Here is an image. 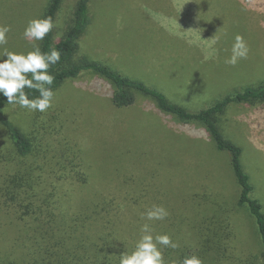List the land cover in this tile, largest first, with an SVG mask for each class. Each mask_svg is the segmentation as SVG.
<instances>
[{
    "label": "rangeland",
    "instance_id": "374dc122",
    "mask_svg": "<svg viewBox=\"0 0 264 264\" xmlns=\"http://www.w3.org/2000/svg\"><path fill=\"white\" fill-rule=\"evenodd\" d=\"M45 1L0 0V24L11 26L4 48L17 53L30 49L32 44L23 31L31 18L41 16ZM76 1L64 0L56 37L70 22ZM90 13L92 24L81 38L80 57L143 80L192 111L264 81V0H91ZM237 34L244 37L249 54L232 66L225 59L231 55ZM216 36L218 42H214ZM110 91L105 79L88 72L54 91L53 106L46 112L8 107V116L17 124L25 127L33 121L35 130L44 134L40 137L43 146L38 141L34 155L19 160L0 124V187L18 164L45 168L39 158L42 154L53 150L78 154L81 148L93 179L85 187L78 186L68 173L78 165V158L70 159L67 168L61 166L64 178L55 183L47 169L36 173L39 190L57 215L100 200L101 207L114 210L115 239L133 244L141 224L147 222L141 214L153 204L163 205L168 217L148 223L154 234L167 233L181 244L190 233L186 199L189 206L191 194L203 192L206 186L223 190V180L231 172L227 174L225 156L218 155L228 153L210 148L202 127L157 112L147 98L140 99L130 112L116 110L107 99ZM220 125L245 148L243 162L257 182L255 196L264 205V103L233 105L220 117ZM229 185L228 193L233 194L236 186L231 180ZM50 193L54 194L51 198ZM19 216L0 193V250L9 249L23 235L25 221ZM250 240L238 250L256 252V241Z\"/></svg>",
    "mask_w": 264,
    "mask_h": 264
},
{
    "label": "trees",
    "instance_id": "16d2710c",
    "mask_svg": "<svg viewBox=\"0 0 264 264\" xmlns=\"http://www.w3.org/2000/svg\"><path fill=\"white\" fill-rule=\"evenodd\" d=\"M63 2L64 0H48L47 3L45 1L46 5L40 17H51L55 27L42 41L36 42L42 51L56 48L61 53L60 61L49 69L55 77L51 85L53 91L84 73L96 74L111 86L107 99L116 110L130 112L136 108L140 99L147 98L157 112L173 117L183 124L202 127L204 139H208L210 148L213 146L217 153H228L217 154L225 156L227 174L228 170L231 172L225 183L223 180V190L220 192L214 185L206 186L203 192L193 196L191 194L189 206V197L186 199L189 237H183L184 242L176 249L162 248L166 264H180L185 256L190 255L198 256L202 264H264V205L261 198L255 196L258 185L243 162L245 148L228 137L220 125V117L231 106L264 103V81L227 94L206 108L192 111L172 101L165 92L143 80L124 75L110 65L79 56L81 38L92 24L91 0L76 1L70 22L61 31L60 36L56 37V21ZM27 49L24 50L25 53L30 51L32 46ZM25 91L29 98L39 96L34 89ZM10 106L7 104V98L0 95V124L12 141L18 159L24 161L34 155L32 153L38 141L41 147L43 146V138L40 137L44 134L35 130L33 121L25 127L14 122L7 114V108ZM152 113L150 115L153 119L154 110ZM155 115L157 117L158 114ZM45 140L47 141V138ZM79 151L82 152L81 148H78V154L50 151L49 154L39 156L45 168L41 166L37 169L21 163L14 173L4 178L0 193L5 203L20 213L19 219L25 223L23 235L12 243V247L0 250V264H118L119 255L133 249L135 243L115 239L114 231L117 227L115 220H112L114 210L101 207L100 200H90L86 208L75 212L63 210L64 213L58 216L48 205L47 196L39 190V182H36L39 169L42 173L47 169L49 176L55 178V183L64 178V173L60 172L63 170L61 166L64 164L67 168V164L72 162L70 159L77 158L78 165L71 171L68 168V173L78 186L88 185L93 180L91 170ZM54 175H58L57 178ZM229 180L236 186L233 194L228 193ZM61 186H56L55 189ZM53 196L54 194L50 193V198ZM94 215L98 220L96 217L92 218ZM247 232L251 233L249 238L246 236ZM250 239L256 241V252L246 248L238 250L240 244L251 242Z\"/></svg>",
    "mask_w": 264,
    "mask_h": 264
},
{
    "label": "clouds",
    "instance_id": "9594fccd",
    "mask_svg": "<svg viewBox=\"0 0 264 264\" xmlns=\"http://www.w3.org/2000/svg\"><path fill=\"white\" fill-rule=\"evenodd\" d=\"M183 5L180 8L182 9ZM55 27L51 17H33L24 28L23 36L32 44V49L26 53L9 51L4 46L8 42L11 26L0 24V95L7 98V104L29 111L46 112L53 106L55 92L51 85L54 75L49 69L61 59L58 49L42 51L37 41ZM219 41V36L214 42ZM249 46L244 37L237 34L231 47V55L225 63L235 66L241 59H246ZM25 89H34L39 93L35 98H29ZM169 215L163 205L153 204L141 214V219L147 222L141 224L140 235L133 249L122 252L118 257V264H166L162 247L176 249L179 244L167 233H155L148 222L163 221ZM180 264H202L196 255L185 256Z\"/></svg>",
    "mask_w": 264,
    "mask_h": 264
}]
</instances>
